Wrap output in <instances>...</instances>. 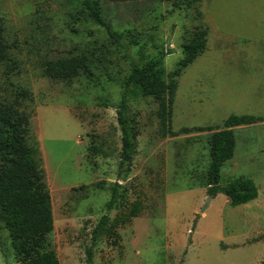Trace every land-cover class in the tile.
I'll use <instances>...</instances> for the list:
<instances>
[{"label":"rangeland","instance_id":"1","mask_svg":"<svg viewBox=\"0 0 264 264\" xmlns=\"http://www.w3.org/2000/svg\"><path fill=\"white\" fill-rule=\"evenodd\" d=\"M101 14L121 33V45L111 43L105 29L85 15L81 0H0L5 38L18 67L6 80L0 66V84L7 92L16 83L32 92L30 128L52 204L53 229L47 241L58 264H85L91 229L105 212L117 178L116 106L129 58L141 63L159 49H172L164 58L166 71H171L182 56L184 31L199 23L208 27L207 48L178 78L170 125L177 134L159 135L153 97L128 99L138 121V145L130 173L119 183L128 199H141L143 209L118 228L117 243L97 240L93 264H260L264 0H201L189 8H173L171 0H102ZM75 54L91 57V76L64 82L43 74L45 60ZM194 67H254L256 80L245 91L239 82L229 87L232 79L213 87L214 72ZM229 114L263 118L250 128H234L235 165L225 162L221 167V184L246 175L257 185V198L237 206L222 193L207 202L212 131L179 132L183 127H220ZM116 212L108 211L110 218ZM0 257L1 264H18L1 221Z\"/></svg>","mask_w":264,"mask_h":264},{"label":"trees","instance_id":"2","mask_svg":"<svg viewBox=\"0 0 264 264\" xmlns=\"http://www.w3.org/2000/svg\"><path fill=\"white\" fill-rule=\"evenodd\" d=\"M101 1L81 0L82 11L105 29L111 43L121 45V33L113 29L101 14ZM200 1L171 0V5L173 8H189ZM207 36L208 27L203 23L186 29L182 38V56L171 71H166L164 58L172 49H159L141 63L129 58L130 70L122 80L120 99L116 106L120 130L117 178L110 187L105 212L91 229L90 243L84 249L85 264H93L94 246L99 238L112 239L117 243L118 228L137 217L143 209L141 199H128L126 187L119 183L130 173L138 145V121L129 107L128 99L136 96L153 97L157 103L159 135L165 137L177 134L170 125L178 78L206 50ZM91 63V57L86 54L59 56L45 60L42 71L54 81L70 82L79 75L91 76ZM0 66H3L6 80L18 69L5 38L1 17ZM32 100V92L28 87L16 83L7 92L6 86L0 84V221L8 232L10 247L18 264H58L57 254L47 241V235L53 229L52 204L41 152L30 128ZM98 105L107 106V103L99 101ZM262 120V117L253 114H229L222 120L220 127L205 125L179 130L212 131L209 139L210 160L206 170L208 192L213 195L222 193L232 206L245 204L258 195L257 185L249 176L240 175L220 183L221 167L232 158L235 151L234 127ZM111 209H117L113 218L108 214ZM257 240L264 241V233ZM260 264H264V258Z\"/></svg>","mask_w":264,"mask_h":264},{"label":"crops","instance_id":"3","mask_svg":"<svg viewBox=\"0 0 264 264\" xmlns=\"http://www.w3.org/2000/svg\"><path fill=\"white\" fill-rule=\"evenodd\" d=\"M206 48H207V46H206ZM194 68L200 69V71H207V72L213 71L214 72V75H213V81H214L213 87H215V84H218V83H220L222 86H224V84H226V82H229V79H232L231 80V82H232L231 85L232 86H229V87L235 88L236 85H237V82H239L240 83L241 90L243 89V91H245L244 90L245 87H247V86L248 87H251L252 86V83L256 80L255 79L256 78V75H255V71L256 70L254 69V67H253V69L251 67H248V68H250L249 71H248L247 67H194ZM226 72H235V73L238 74V76H237V78H230V76H228L227 74H225ZM245 74H247V75H245ZM256 86H259V85H256ZM262 121L255 122V123L248 124V125L236 126V127H238L239 129H247V128H250V126H252L254 124H259ZM236 127H234V128H236ZM235 150H236V147H235ZM235 154H236V152L234 151V154H233L232 158L229 159L226 162H229L231 165H235V161H234L235 160ZM220 172H221V170H220ZM234 177H237V176H234ZM0 264H1V261H0Z\"/></svg>","mask_w":264,"mask_h":264},{"label":"water","instance_id":"4","mask_svg":"<svg viewBox=\"0 0 264 264\" xmlns=\"http://www.w3.org/2000/svg\"><path fill=\"white\" fill-rule=\"evenodd\" d=\"M213 184H214V180H213ZM213 194L209 195L207 197V202L212 198ZM206 206H204L200 211H202Z\"/></svg>","mask_w":264,"mask_h":264}]
</instances>
